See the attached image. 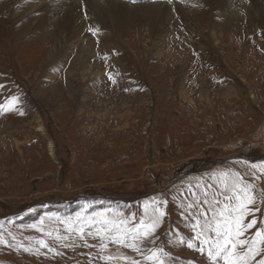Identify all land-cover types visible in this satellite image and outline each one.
Returning a JSON list of instances; mask_svg holds the SVG:
<instances>
[{
	"label": "rangeland",
	"instance_id": "1",
	"mask_svg": "<svg viewBox=\"0 0 264 264\" xmlns=\"http://www.w3.org/2000/svg\"><path fill=\"white\" fill-rule=\"evenodd\" d=\"M107 2L71 35L0 0V264H215L226 217L242 254L264 230V0ZM160 212L138 251L108 239Z\"/></svg>",
	"mask_w": 264,
	"mask_h": 264
},
{
	"label": "snow or ice",
	"instance_id": "2",
	"mask_svg": "<svg viewBox=\"0 0 264 264\" xmlns=\"http://www.w3.org/2000/svg\"><path fill=\"white\" fill-rule=\"evenodd\" d=\"M253 167H256L253 165ZM261 167H264V165H261ZM243 191V190H242ZM246 196V202L248 204H251L254 202L255 197L245 194ZM166 203V202H164ZM159 208V205H157V209ZM256 211H259V209H256ZM164 215L163 212L159 213V216L156 218V220L153 222V224L149 226H143V221H141L142 228L138 230V232L135 235L131 236V239L133 243H127L130 236V231L124 229L121 227H116L113 225V228H115V235H109L108 239L110 241L118 242L121 244H125L127 247H131L136 249V245L134 241L140 237L142 234L144 237H148L151 234V230L155 228L156 223L159 222L160 218ZM220 215H224V213H221ZM230 215V213H229ZM257 221L255 219H252L249 223H247V228H252L255 226ZM233 224H235V229L233 228ZM101 228L104 229L107 232H111L112 229H108L106 225H101ZM199 233L197 236L199 237ZM244 235V227L241 226V222L239 219L236 220H230L227 217L224 219L222 223H217L215 228V240L212 242L215 245V253L211 250L212 245L209 246V252L208 256L209 258L215 262V264H219V261L222 259L224 261V264H249L250 259H255L257 255L260 252H264V248L257 249L255 247L257 241H259L260 244H264V230H259L256 232V240L252 241L251 247H247L245 251L241 254V252L237 251L238 247H244L248 245V241L245 239H239V237ZM208 241H205L207 243ZM42 246L47 247V245L44 244L43 241L40 242ZM106 246V245H104ZM189 248H192V243L188 244ZM137 251L139 249H136ZM203 251V249H200ZM162 251V250H161ZM154 257H157L156 253H153ZM111 259V258H109ZM133 264H136V262H133ZM157 264H164L163 260H160L157 257ZM258 264H264V260H259Z\"/></svg>",
	"mask_w": 264,
	"mask_h": 264
},
{
	"label": "bare ground",
	"instance_id": "3",
	"mask_svg": "<svg viewBox=\"0 0 264 264\" xmlns=\"http://www.w3.org/2000/svg\"><path fill=\"white\" fill-rule=\"evenodd\" d=\"M30 2L32 6H38V8L40 9H46L47 14H50H44L46 15L44 17L46 20L54 17L52 19L53 22H51V25L66 29L68 32H70L71 35H74V33H78L80 29L81 17L83 16V11L87 10L86 7L90 8V12H92L93 14H98L97 16H100L102 19L106 17V15H109V13H114L112 15L114 16L115 12H117L116 10H114L115 5L112 6V4L109 2L104 5V3H102V0H30ZM81 6L82 9L80 10ZM78 11H80L81 17ZM55 13L59 14L58 17L57 15H55ZM166 15L168 16V14ZM56 17L58 21L54 20ZM51 151L52 154H54L53 148H51Z\"/></svg>",
	"mask_w": 264,
	"mask_h": 264
}]
</instances>
